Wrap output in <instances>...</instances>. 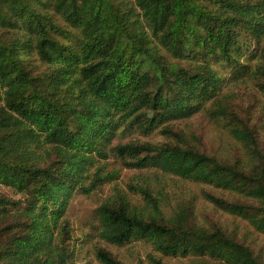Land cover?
I'll use <instances>...</instances> for the list:
<instances>
[{"label": "trees", "instance_id": "trees-1", "mask_svg": "<svg viewBox=\"0 0 264 264\" xmlns=\"http://www.w3.org/2000/svg\"><path fill=\"white\" fill-rule=\"evenodd\" d=\"M250 83L254 94L240 93ZM264 0H0V264H77L68 214L127 169L203 185L172 205L159 176L115 188L96 236L147 264H264ZM221 123L242 157L220 159L177 123ZM261 122V123H260ZM161 134L165 141H124ZM158 186H153V181ZM219 193V195L217 194ZM103 264H127L105 249ZM138 264H146L140 261Z\"/></svg>", "mask_w": 264, "mask_h": 264}, {"label": "rangeland", "instance_id": "rangeland-1", "mask_svg": "<svg viewBox=\"0 0 264 264\" xmlns=\"http://www.w3.org/2000/svg\"><path fill=\"white\" fill-rule=\"evenodd\" d=\"M231 89L238 90L243 95L244 93L254 94V88L250 83L243 84L240 87L231 86ZM259 116L263 115L264 120V97L259 95ZM261 123V122H260ZM264 123V121H263ZM177 129L182 130L190 136V142L196 146H200L208 154L216 156L220 159H233L235 156L242 157L241 146L230 136L226 128L221 124L212 121L207 114L197 115L189 120L177 123ZM140 140L152 143H161L165 138L161 134H156L152 137L132 136L124 141ZM108 172H114L117 179L112 184H108L93 193L90 196L77 195L74 197L71 205V210L68 214V220L72 228V240L70 241V250L74 253V258L77 264H103L97 257L99 249H105L116 255L120 260L127 264H138L143 261L147 264L148 255L155 254L152 249L141 242H133L122 248L108 245L96 236L94 226L96 225L95 211L99 206L113 193L114 187L122 189L125 193L132 197L127 185L132 182H137L143 176L153 177L156 174L163 185V192L169 195L172 205L178 200L195 197L198 201V207L201 212L200 218L205 214L216 218L217 213L202 199V191L208 188L203 185L199 186L193 183L185 182L177 177L163 176L161 173H153L147 171H138L135 169H127L122 162L112 157L107 163H102ZM155 177H153L154 179ZM153 181V186L157 187L158 183ZM219 195V193H217ZM133 198V197H132ZM134 199V198H133ZM218 219V218H216ZM230 228L237 227L236 230L249 243L254 250H263L264 253V235L256 232L253 228L241 220L231 218L225 219ZM168 264H191V260H168Z\"/></svg>", "mask_w": 264, "mask_h": 264}]
</instances>
